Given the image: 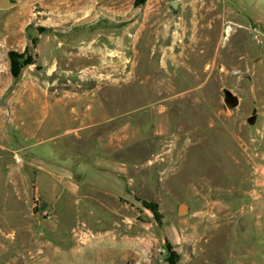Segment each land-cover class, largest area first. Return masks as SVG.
<instances>
[{
	"label": "rangeland",
	"instance_id": "obj_1",
	"mask_svg": "<svg viewBox=\"0 0 264 264\" xmlns=\"http://www.w3.org/2000/svg\"><path fill=\"white\" fill-rule=\"evenodd\" d=\"M88 164L122 168L116 198ZM114 222L120 264H264V0L0 9V264H103L72 250Z\"/></svg>",
	"mask_w": 264,
	"mask_h": 264
},
{
	"label": "crops",
	"instance_id": "obj_2",
	"mask_svg": "<svg viewBox=\"0 0 264 264\" xmlns=\"http://www.w3.org/2000/svg\"><path fill=\"white\" fill-rule=\"evenodd\" d=\"M101 35H107L105 29L97 28L91 31H86L82 35L81 41H94L96 38H99ZM51 38L48 35H44L41 37L37 44V52L39 57L43 61L50 60L53 56V49L51 48ZM84 168L88 169L89 180H91L90 186H92L93 182L97 183L99 194H103V197H98V200L106 202L107 197L114 196L118 194L116 180L120 178V174L122 168L116 167L115 165L111 167L104 166H92L87 165ZM103 178V182L101 183ZM93 181V182H92ZM97 181V182H96ZM89 194V193H88ZM88 194L86 198L88 200H93L94 198L89 196ZM117 223H113V227L110 229H106L104 233L100 234V237L96 241L89 242L87 245L83 247L73 248L74 251L81 252L83 255L86 253H97L99 260L103 264H120V256L124 250L130 251L132 248L134 249V244L127 236H121L119 231L115 228ZM139 249L142 248L141 240L138 241ZM135 245V247H137ZM82 255V256H83ZM132 264H138V257H135L134 262Z\"/></svg>",
	"mask_w": 264,
	"mask_h": 264
},
{
	"label": "trees",
	"instance_id": "obj_3",
	"mask_svg": "<svg viewBox=\"0 0 264 264\" xmlns=\"http://www.w3.org/2000/svg\"><path fill=\"white\" fill-rule=\"evenodd\" d=\"M40 30L42 32L49 31V29H47V28H40ZM31 42L33 43V45H36L38 43V37H36V36L31 37ZM28 49H30V48L27 47V51H28ZM10 59H11V70L15 76H18L21 73L22 68L24 66L35 62L34 57L31 54H29L28 52L20 53V52H17L15 50L10 51ZM147 205H149V207H151L153 209L156 208V205L154 203H148ZM171 263L172 264L175 263L173 259H171Z\"/></svg>",
	"mask_w": 264,
	"mask_h": 264
},
{
	"label": "water",
	"instance_id": "obj_4",
	"mask_svg": "<svg viewBox=\"0 0 264 264\" xmlns=\"http://www.w3.org/2000/svg\"><path fill=\"white\" fill-rule=\"evenodd\" d=\"M15 4V0H0V9H5L13 6ZM172 7L177 10L178 8V1L172 2ZM234 104L238 103V98L233 99ZM187 212V205L182 204L179 208L180 214H185Z\"/></svg>",
	"mask_w": 264,
	"mask_h": 264
}]
</instances>
